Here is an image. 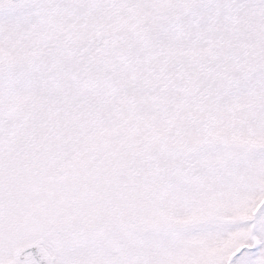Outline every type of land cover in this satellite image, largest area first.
<instances>
[{
  "label": "snow or ice",
  "instance_id": "1",
  "mask_svg": "<svg viewBox=\"0 0 264 264\" xmlns=\"http://www.w3.org/2000/svg\"><path fill=\"white\" fill-rule=\"evenodd\" d=\"M0 264H264V0H0Z\"/></svg>",
  "mask_w": 264,
  "mask_h": 264
}]
</instances>
